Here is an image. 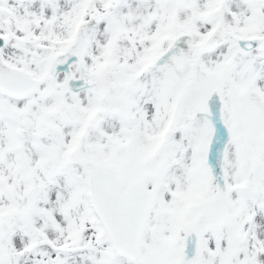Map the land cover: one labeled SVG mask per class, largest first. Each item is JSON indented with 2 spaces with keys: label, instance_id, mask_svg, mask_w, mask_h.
Masks as SVG:
<instances>
[{
  "label": "snow or ice",
  "instance_id": "obj_1",
  "mask_svg": "<svg viewBox=\"0 0 264 264\" xmlns=\"http://www.w3.org/2000/svg\"><path fill=\"white\" fill-rule=\"evenodd\" d=\"M0 264H264V0H0Z\"/></svg>",
  "mask_w": 264,
  "mask_h": 264
}]
</instances>
